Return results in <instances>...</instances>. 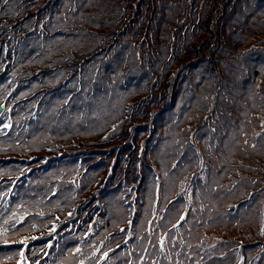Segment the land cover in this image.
<instances>
[{"label": "trees", "instance_id": "trees-1", "mask_svg": "<svg viewBox=\"0 0 264 264\" xmlns=\"http://www.w3.org/2000/svg\"><path fill=\"white\" fill-rule=\"evenodd\" d=\"M67 49L74 66L56 73ZM263 73L264 0H0V184L20 175L10 205L0 199V245L32 231L41 213L25 202L41 211L52 193L73 219L22 264H93L106 248L102 264H264ZM34 96L37 114L22 116ZM170 145L184 169L164 185L154 168ZM21 250L0 246V264Z\"/></svg>", "mask_w": 264, "mask_h": 264}, {"label": "rangeland", "instance_id": "rangeland-1", "mask_svg": "<svg viewBox=\"0 0 264 264\" xmlns=\"http://www.w3.org/2000/svg\"><path fill=\"white\" fill-rule=\"evenodd\" d=\"M79 116L83 117V115H79ZM70 126H71V124H66V127L72 131V132L69 134V136L77 135V134H78V131H79L80 120H76V122L74 123V125L71 126V127H70ZM68 129H67V130H68ZM169 183H170V182H169ZM166 184H167V182L164 183V185H166ZM170 184H172V183H170ZM174 185H175V184H174Z\"/></svg>", "mask_w": 264, "mask_h": 264}]
</instances>
